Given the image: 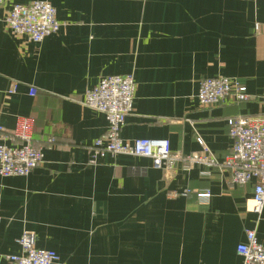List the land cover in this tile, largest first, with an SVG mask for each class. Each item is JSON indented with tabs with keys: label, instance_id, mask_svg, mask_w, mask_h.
Returning <instances> with one entry per match:
<instances>
[{
	"label": "crops",
	"instance_id": "1",
	"mask_svg": "<svg viewBox=\"0 0 264 264\" xmlns=\"http://www.w3.org/2000/svg\"><path fill=\"white\" fill-rule=\"evenodd\" d=\"M36 1L63 25L41 43L6 22L13 4ZM127 74L137 88L124 140L167 139L183 155L200 153L202 140L225 161L231 119L264 116V0H6L0 126L12 132L34 119L45 161L27 177L0 176V264L21 254L26 231L58 254L56 264H244L246 231L264 243V209H246L254 183L233 184L229 169L91 157L108 123L78 101L103 77ZM216 76L240 81L251 100L201 107L199 82Z\"/></svg>",
	"mask_w": 264,
	"mask_h": 264
},
{
	"label": "built area",
	"instance_id": "2",
	"mask_svg": "<svg viewBox=\"0 0 264 264\" xmlns=\"http://www.w3.org/2000/svg\"><path fill=\"white\" fill-rule=\"evenodd\" d=\"M5 1L0 0V7ZM6 22L12 34L34 43H41L58 33L63 26L57 20L56 9L50 3L42 1L29 5L13 4ZM136 84L133 74L103 77L78 101L84 107L102 114L108 123L106 133L89 147L91 157L94 160L118 155L143 157L152 161L154 169L167 171H174L177 164L181 163L229 169L233 184L254 183V195L246 201V209L261 215L264 209V116H239L231 119L229 135L233 145L223 162L210 152L202 140H199L200 153H173L167 139H123L126 119L133 113ZM37 92V89L31 87V97L36 96ZM197 99L199 105L206 108L218 106L227 100L235 103L248 102L251 96L240 81L216 76L199 82ZM33 131L32 118H20L12 132L0 126V176L27 177L44 164L43 147L35 145ZM7 141H18L20 145L7 146ZM47 144L55 145V139L48 140ZM199 197L206 199L210 194H201ZM246 237V242L237 247L238 256L243 259L244 264H264V243L258 241L256 230H247ZM36 243L34 233L24 232L18 241L22 252L20 255L7 257L9 264H56L60 261L55 251L37 248Z\"/></svg>",
	"mask_w": 264,
	"mask_h": 264
}]
</instances>
